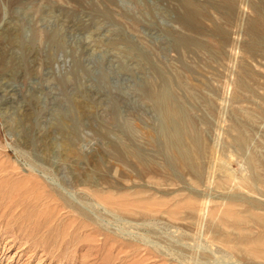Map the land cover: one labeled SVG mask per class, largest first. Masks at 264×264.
I'll list each match as a JSON object with an SVG mask.
<instances>
[{"label":"rangeland","instance_id":"obj_1","mask_svg":"<svg viewBox=\"0 0 264 264\" xmlns=\"http://www.w3.org/2000/svg\"><path fill=\"white\" fill-rule=\"evenodd\" d=\"M261 15L0 0V264H264Z\"/></svg>","mask_w":264,"mask_h":264},{"label":"bare ground","instance_id":"obj_2","mask_svg":"<svg viewBox=\"0 0 264 264\" xmlns=\"http://www.w3.org/2000/svg\"><path fill=\"white\" fill-rule=\"evenodd\" d=\"M195 8V7H194ZM201 9V8H200ZM199 9V10H200ZM195 11V10H194ZM201 11V10H200ZM259 21H260V23H262V24H264V15H261L260 16V19H259ZM75 106H76V109H77V111L78 112H80V113H82V103L81 102H77L76 104H75ZM165 112L168 114V115H171V116H174V115H176V110H174V109H172L171 107H165ZM63 116H61V120H63ZM68 139V138H67ZM71 140V139H70ZM65 141V140H64ZM67 141V140H66ZM69 143V142H68ZM66 144H67V142H66ZM70 144V143H69ZM71 145H73L72 143H71ZM73 150V149H72ZM71 150V151H72ZM73 152V154L74 153H76V151L74 152V151H72ZM71 152V153H72ZM6 153H7V151H6ZM78 156H79V154H77ZM111 197V196H110ZM105 198V200H109V197H104ZM111 199V198H110ZM129 200V199H128ZM154 201V200H153ZM161 201V200H160ZM111 202V201H110ZM148 202V201H147ZM119 203V205L120 204H122V203H120V202H118ZM150 203V202H149ZM129 205H130V203H128ZM151 204H153V202L151 203ZM114 206V205H113ZM148 206V205H147ZM115 207V206H114ZM134 210V209H133ZM231 211V210H230ZM230 211H228V212H230ZM174 212V211H173ZM233 212V211H232ZM235 213V212H234ZM225 214L226 213H224V216H225ZM218 217V218H220V219H223L224 221H225V219H227V218H225V217ZM228 217V216H227ZM235 217V216H234ZM225 218V219H224ZM231 218V217H230ZM234 219H236V217L234 218ZM233 219V220H234ZM238 219H240V218H238ZM229 220H232V218L231 219H229ZM233 220H232V222H233ZM242 220V219H241ZM222 221V220H221ZM259 237V236H258ZM257 237V238H258ZM262 237H264V236H260L259 238H261V239H264V238H262ZM245 238V237H244ZM259 238H258V240L256 241V240H250V242L247 240V238H245L246 239V242H244V243H246V245L247 246H243V248H244V250H246L248 253H250L252 256H254V257H256L257 258V256H264V242H259ZM250 239V238H249ZM260 239V240H261ZM245 241V240H244ZM247 242H249V243H251V244H247Z\"/></svg>","mask_w":264,"mask_h":264}]
</instances>
